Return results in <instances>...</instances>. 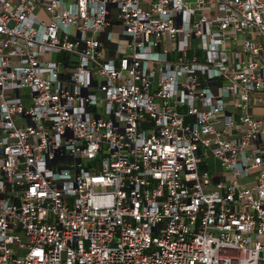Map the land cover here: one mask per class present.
<instances>
[{
  "label": "built area",
  "instance_id": "obj_1",
  "mask_svg": "<svg viewBox=\"0 0 264 264\" xmlns=\"http://www.w3.org/2000/svg\"><path fill=\"white\" fill-rule=\"evenodd\" d=\"M0 264H264V0H0Z\"/></svg>",
  "mask_w": 264,
  "mask_h": 264
},
{
  "label": "crops",
  "instance_id": "obj_2",
  "mask_svg": "<svg viewBox=\"0 0 264 264\" xmlns=\"http://www.w3.org/2000/svg\"><path fill=\"white\" fill-rule=\"evenodd\" d=\"M211 167H213V171H216L218 173L221 172V167H220L219 163L214 159H212L210 161V169H211Z\"/></svg>",
  "mask_w": 264,
  "mask_h": 264
},
{
  "label": "rangeland",
  "instance_id": "obj_3",
  "mask_svg": "<svg viewBox=\"0 0 264 264\" xmlns=\"http://www.w3.org/2000/svg\"><path fill=\"white\" fill-rule=\"evenodd\" d=\"M211 170L213 171V167H211ZM215 174H218V172L213 171ZM246 180H242V182H245Z\"/></svg>",
  "mask_w": 264,
  "mask_h": 264
}]
</instances>
